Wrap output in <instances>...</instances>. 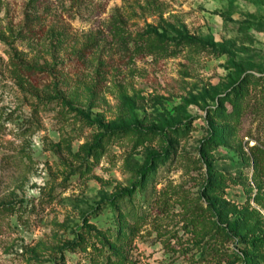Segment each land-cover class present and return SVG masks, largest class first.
<instances>
[{
    "label": "rangeland",
    "instance_id": "374dc122",
    "mask_svg": "<svg viewBox=\"0 0 264 264\" xmlns=\"http://www.w3.org/2000/svg\"><path fill=\"white\" fill-rule=\"evenodd\" d=\"M28 1L0 0V264H54L60 253L98 264L101 234L137 215V264H214L220 246L264 264L249 157L264 143V0ZM116 21L124 37L152 29L195 46L137 54L117 41ZM14 50L46 68L18 78ZM192 217L231 225L234 239L197 242ZM77 234L85 250L70 252Z\"/></svg>",
    "mask_w": 264,
    "mask_h": 264
},
{
    "label": "trees",
    "instance_id": "16d2710c",
    "mask_svg": "<svg viewBox=\"0 0 264 264\" xmlns=\"http://www.w3.org/2000/svg\"><path fill=\"white\" fill-rule=\"evenodd\" d=\"M35 1L36 0H29L27 6L32 7V9L35 8ZM81 2H83V0H71V5L79 7V4ZM113 24L115 25L114 29L116 31L114 36L116 37L117 41L119 42L121 41V39L122 41L126 39L133 40V50L137 54L141 53L150 56L158 54L163 57H168L170 56L168 54L172 52L170 48H174V50H177L181 46H195V41L193 39L183 37H170L152 29H146L143 32L135 34V36H131V34H128L126 37H124L126 32L125 29L120 25V23L116 21ZM58 35L60 36V34ZM84 52L85 47L83 49H80L79 51L73 52L72 56L81 57ZM11 64L13 72L18 78L29 76V74L31 73L30 70H44L42 68H46L43 65V67L25 65V63H22V61H20V56H18V52L16 50H14V53L12 54ZM55 86L57 87V85ZM63 100L67 102L66 99ZM230 113L232 114L233 112ZM233 114L235 115V117L238 116V112H235ZM118 125V130L121 131H127L133 127L124 125L123 123H120ZM134 128L140 129L136 126H134ZM219 135L220 133L213 135L211 139L212 144L216 145L220 142ZM249 153V157L252 160L253 164V171L251 176L252 180L255 182L257 189H263L262 194H264V143L252 144L249 147ZM213 180L215 181L216 185H219L220 182L224 181L221 176H216ZM123 192L127 191L123 190ZM109 203L113 207H115V198L111 199ZM0 208L5 209L7 208V206L0 205ZM215 210L216 209L213 202L210 201L208 202V206L206 207L204 212L210 213V215L215 218L217 217V213H215ZM213 211L214 215H212ZM144 218V215H137L132 222H128V220H126V216H122L116 222V228L114 230V236L112 237V239L107 237L105 233L101 234V241L98 242H101V248L103 247L106 250L103 259L98 264H137V261L131 258L130 251L132 249V242L136 237L137 232L142 224L141 221H143ZM209 218L206 217L205 220H209ZM188 222L192 227L194 238L199 243L206 241V236H209V238H211L215 242H217L218 240H220L221 242H228L234 239L233 227L229 224L224 225L222 224V222L218 223L216 219L212 221L211 225H206L205 223H203V226H201V228H198V226L202 222H204V219L199 221L196 219V217H192ZM211 230L212 234L210 233ZM86 241L87 239L82 234H77L75 239L70 241L69 244H66V249L70 252H75L76 250L84 251L87 244ZM207 241H209V239H207ZM211 254H213L212 259L215 260L214 264H220L221 262H223V264H237V258L241 259V264H257L252 257L244 256L240 258L235 252L227 251L223 249L222 246L213 247L211 249ZM54 264H67L63 253H60L59 258L55 261Z\"/></svg>",
    "mask_w": 264,
    "mask_h": 264
}]
</instances>
